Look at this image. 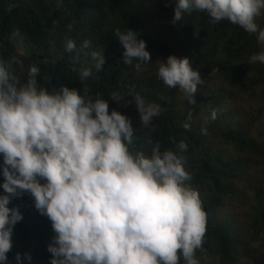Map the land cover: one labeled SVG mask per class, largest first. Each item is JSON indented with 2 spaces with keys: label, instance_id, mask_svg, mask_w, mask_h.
Instances as JSON below:
<instances>
[{
  "label": "trees",
  "instance_id": "obj_1",
  "mask_svg": "<svg viewBox=\"0 0 264 264\" xmlns=\"http://www.w3.org/2000/svg\"><path fill=\"white\" fill-rule=\"evenodd\" d=\"M174 7L175 0H0V59L22 61L12 66L21 82L35 65L39 85L49 92L63 86L81 95L87 89L93 99L101 96L109 113L116 110L129 118L134 147L145 155L159 143L161 151L182 157L191 177L185 184L198 192L207 214L204 241L195 253L198 264H264V64L248 63L262 49L257 50L254 34L227 21L213 24L206 13H185L174 25ZM256 23L264 29V14ZM117 28L131 29L146 42L150 60L140 71L135 61L123 63ZM68 40L74 41V51L65 50ZM85 40L90 47H81ZM93 51L105 55L99 72ZM169 55L189 58L199 72L203 83L195 104L157 78L156 61L166 62ZM74 64L92 70L83 84L72 71ZM113 91L128 100L129 91L139 94L164 111L144 126L133 103L108 98ZM180 142L186 151L178 149ZM8 207H18L23 219L13 228L7 264H17V253L19 264H50L47 244L54 232L48 218L36 211L28 193Z\"/></svg>",
  "mask_w": 264,
  "mask_h": 264
},
{
  "label": "clouds",
  "instance_id": "obj_2",
  "mask_svg": "<svg viewBox=\"0 0 264 264\" xmlns=\"http://www.w3.org/2000/svg\"><path fill=\"white\" fill-rule=\"evenodd\" d=\"M192 11L206 13L213 24L227 21L255 34L262 50L251 54L248 63L264 64V29L256 23L264 14V0H175L170 22L175 25ZM114 36L122 45L124 64L135 61L140 71L149 63L146 42L135 31L117 28ZM75 47L68 40L65 50ZM81 47H90V41ZM90 55L99 72L105 55ZM74 60L78 63V57ZM156 62L157 78L195 104L203 80L189 58L169 55L166 62ZM13 64L22 66V61L0 59V264H7L13 228L23 219L18 207L8 205L24 193L51 223L50 264H180L181 259L198 264L195 253L204 241L207 214L198 192L185 184L191 177L182 157L161 151L159 143L145 155L134 147L129 118L116 110L109 113L107 100L93 99L87 89L83 95L63 86L49 92L39 85L35 65L21 82ZM72 71L81 84L92 76L89 67L74 64ZM128 95L132 99L113 91L108 98L133 103L144 126L164 111L139 94ZM177 147L187 150L183 142ZM24 257L31 259L27 253ZM15 259L19 264L21 255Z\"/></svg>",
  "mask_w": 264,
  "mask_h": 264
},
{
  "label": "rangeland",
  "instance_id": "obj_3",
  "mask_svg": "<svg viewBox=\"0 0 264 264\" xmlns=\"http://www.w3.org/2000/svg\"><path fill=\"white\" fill-rule=\"evenodd\" d=\"M261 19H262V15L260 17H258L256 20L260 21ZM253 37H254V40H256L255 34L253 35ZM259 49H261V46L259 44H257V50H259ZM128 111H130V110H128Z\"/></svg>",
  "mask_w": 264,
  "mask_h": 264
}]
</instances>
